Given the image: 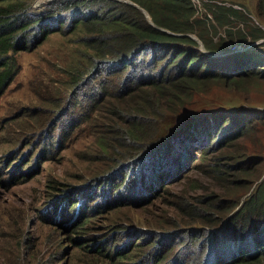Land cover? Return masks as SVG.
Returning <instances> with one entry per match:
<instances>
[{
    "label": "rangeland",
    "instance_id": "1",
    "mask_svg": "<svg viewBox=\"0 0 264 264\" xmlns=\"http://www.w3.org/2000/svg\"><path fill=\"white\" fill-rule=\"evenodd\" d=\"M32 1V12L40 14L56 0L27 3ZM221 1L256 11L260 0ZM71 32L67 27L53 32L35 50L21 52L20 73L0 99V264H145L157 261L156 244L173 247L163 264L206 260L209 248L200 247L205 233L194 239L189 233L207 228L191 224L185 210L204 211L207 198L241 205L248 188L210 171L213 160L230 155V148L223 144L205 163L195 153L173 174L167 167L170 153L162 159L165 148L148 158L158 138L132 154L115 133L119 126L95 112V73L82 77L78 71L89 68L91 52L81 44L85 35ZM238 45L264 56V40ZM209 89L205 103L238 111L256 127L251 150H244L249 158L264 152V82ZM170 114L159 122L173 124ZM261 164L248 196L264 176V155ZM157 175L163 178L155 183ZM68 190L73 202L61 215L57 197ZM118 252L128 256L118 259Z\"/></svg>",
    "mask_w": 264,
    "mask_h": 264
},
{
    "label": "trees",
    "instance_id": "2",
    "mask_svg": "<svg viewBox=\"0 0 264 264\" xmlns=\"http://www.w3.org/2000/svg\"><path fill=\"white\" fill-rule=\"evenodd\" d=\"M127 1L56 0L35 14L33 1L0 0V99L20 73L21 52L35 50L41 40L66 27L71 34H84L80 41L91 52L90 66L78 71L82 77L95 73L99 105L95 112L119 126L115 133L132 154L158 138L160 143L153 144L148 158L165 148L162 159L170 153L167 167L173 174L182 171L185 160L195 153L202 154L205 163L208 156L220 152L218 147L226 143L230 148V155L213 160L210 171L232 178L231 183L248 191L241 205L207 198L202 200L204 211L185 210L191 224L207 228L189 233L190 239L205 233L200 247L209 248L206 260L194 264H264L263 175L248 196L253 187L250 179L262 165L264 152L252 158L245 152L251 150L248 144L256 127L238 111L217 110L203 98L209 95V86L234 88L241 82H264V56L249 49L225 54L231 43L264 40V0L256 11L238 1L202 0L201 8L192 0ZM167 113L174 117L173 124L163 125L159 121ZM130 175L131 171L126 179ZM162 178L157 175L154 182ZM138 183L145 185L142 180ZM62 192L56 203L61 215L73 202L69 190ZM157 245L159 263L145 264L165 263L173 249ZM127 256L117 254L118 259ZM172 261L186 262L184 258Z\"/></svg>",
    "mask_w": 264,
    "mask_h": 264
},
{
    "label": "clouds",
    "instance_id": "3",
    "mask_svg": "<svg viewBox=\"0 0 264 264\" xmlns=\"http://www.w3.org/2000/svg\"><path fill=\"white\" fill-rule=\"evenodd\" d=\"M120 1V0H119ZM122 1H127V0H122ZM129 2V1H128ZM131 3V2H130ZM197 7V6H196ZM201 7H202V5H201ZM201 7H197V8H201ZM245 51V50H247V48H245V47H243V46H239L238 44H236V45H232L231 47H230V51L228 52V53H225V54H234V53H237V52H241V51ZM222 54V53H221ZM218 55H220V54H218Z\"/></svg>",
    "mask_w": 264,
    "mask_h": 264
},
{
    "label": "built area",
    "instance_id": "4",
    "mask_svg": "<svg viewBox=\"0 0 264 264\" xmlns=\"http://www.w3.org/2000/svg\"><path fill=\"white\" fill-rule=\"evenodd\" d=\"M193 1V3L195 4V6H197V7H201V5H202V0H192Z\"/></svg>",
    "mask_w": 264,
    "mask_h": 264
},
{
    "label": "water",
    "instance_id": "5",
    "mask_svg": "<svg viewBox=\"0 0 264 264\" xmlns=\"http://www.w3.org/2000/svg\"><path fill=\"white\" fill-rule=\"evenodd\" d=\"M120 1H122V0H120ZM125 2H128V1H125Z\"/></svg>",
    "mask_w": 264,
    "mask_h": 264
}]
</instances>
